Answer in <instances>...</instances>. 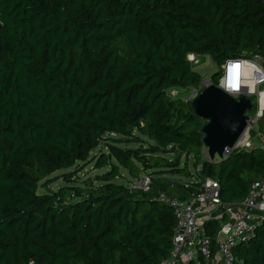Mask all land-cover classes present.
<instances>
[{"label":"trees","instance_id":"trees-1","mask_svg":"<svg viewBox=\"0 0 264 264\" xmlns=\"http://www.w3.org/2000/svg\"><path fill=\"white\" fill-rule=\"evenodd\" d=\"M190 52L210 55L215 84L228 57L264 60V0H0V264H158L176 220L157 192L198 188L165 177L190 171L163 153L192 154L223 201L246 196L264 148L202 159L206 119L168 92L201 81ZM102 142L94 166L108 168L70 185L74 198L37 190ZM123 168L147 171L150 188L114 181ZM206 226L214 239L216 220ZM233 253V264H264V219Z\"/></svg>","mask_w":264,"mask_h":264},{"label":"built area","instance_id":"built-area-1","mask_svg":"<svg viewBox=\"0 0 264 264\" xmlns=\"http://www.w3.org/2000/svg\"><path fill=\"white\" fill-rule=\"evenodd\" d=\"M196 55L198 54L190 52L187 57L190 61L196 62L198 61ZM219 69L220 75L216 83L219 87L233 97L245 95L251 100V107L245 110L248 115L247 124L231 146H224L223 157L242 148L257 146L264 148V137L258 128L256 134L262 138L260 145L252 144L250 133L259 120L264 121L263 58L259 54L243 52L242 55L226 58ZM210 82L212 80L208 77L201 79L198 85L188 86L187 100L195 97ZM168 92L172 96H178L176 87H171ZM252 107L253 112L248 113L247 110ZM216 156L219 157L215 153L211 158L206 147L201 153L202 159L214 160ZM194 173L193 180H183L198 181L197 190L191 192L188 197L180 198L162 189L157 192V198L171 206L176 220L169 253L158 264H186L189 260L200 261L203 264H233L235 259L233 247L239 242L251 239L257 225L264 219V174L252 182L246 196L240 202L231 203L222 200L219 180L203 175L200 164L195 165ZM151 182V175L143 171L130 181L129 186L147 190ZM73 194L71 192V196ZM210 219H219L215 240L208 233L206 226ZM29 264H32V261Z\"/></svg>","mask_w":264,"mask_h":264},{"label":"water","instance_id":"water-1","mask_svg":"<svg viewBox=\"0 0 264 264\" xmlns=\"http://www.w3.org/2000/svg\"><path fill=\"white\" fill-rule=\"evenodd\" d=\"M192 109L206 119L202 126L203 144L211 158H222L225 145L231 146L247 124L245 113L251 107L250 98L233 97L217 84L210 82L190 100Z\"/></svg>","mask_w":264,"mask_h":264},{"label":"rangeland","instance_id":"rangeland-1","mask_svg":"<svg viewBox=\"0 0 264 264\" xmlns=\"http://www.w3.org/2000/svg\"><path fill=\"white\" fill-rule=\"evenodd\" d=\"M197 60L196 62L191 61L193 64L194 69L199 71L202 74V79L205 78H210V75L213 71H215L218 67L217 65L213 62L209 54H202V55H196ZM190 87V86H189ZM177 88V97H181L183 99H188V88ZM253 101H255L253 99ZM254 110V107L251 109H248V113H252ZM257 130V125L255 126V129L252 130L251 133V140L252 144L260 145V142L262 138L258 137L256 134ZM111 135L117 136L115 133H111ZM143 138L147 139L146 136L141 135ZM142 142L139 141H133V142H126L122 141L121 145L123 146H130V147H135L138 144H141ZM205 148V147H204ZM101 150L107 151V148L104 146V142L99 144L98 146L94 147L90 153L89 156L86 160H82L79 162H76L74 165H71L69 167H63L56 169L53 171L51 174H49L47 177H49V182L43 186L42 184H39L37 190L42 192V191H54L58 190L59 188H65L63 191L64 196H68L69 198H74V196H71L70 188L69 186L72 184H82L83 179H86L88 177L93 178L95 173H100L102 171H105L108 168V165H105L103 167H95L94 166V160L96 157L99 155ZM162 155H165L168 158H175L178 159L181 162V165H186L187 169L190 171V173L186 172H165L164 176L169 177V178H174L178 180H193L195 173H194V168L195 165L193 163V155L190 154L189 156H186L183 152H167L163 153ZM216 159L219 157H215ZM82 167V168H81ZM77 170L78 172H76ZM64 171H75V173L72 175L70 181H66L64 179L63 173ZM143 172V171H142ZM122 173L124 176H116L113 178L114 181L119 182V183H127L130 180H133L132 176H130L127 172L126 169H122ZM130 183V182H129Z\"/></svg>","mask_w":264,"mask_h":264},{"label":"crops","instance_id":"crops-1","mask_svg":"<svg viewBox=\"0 0 264 264\" xmlns=\"http://www.w3.org/2000/svg\"><path fill=\"white\" fill-rule=\"evenodd\" d=\"M215 220H216V223H217V231H216L215 238H214L213 240H215V239H216V237H217V234H218V224H219V219H215Z\"/></svg>","mask_w":264,"mask_h":264}]
</instances>
